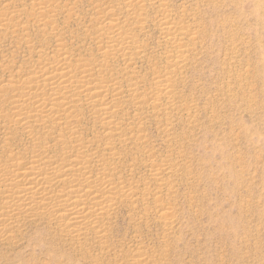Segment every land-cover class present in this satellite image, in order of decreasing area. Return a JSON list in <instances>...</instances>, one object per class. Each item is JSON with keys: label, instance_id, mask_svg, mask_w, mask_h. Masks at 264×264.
Listing matches in <instances>:
<instances>
[{"label": "rangeland", "instance_id": "rangeland-1", "mask_svg": "<svg viewBox=\"0 0 264 264\" xmlns=\"http://www.w3.org/2000/svg\"><path fill=\"white\" fill-rule=\"evenodd\" d=\"M122 1L45 0L50 3L45 5L39 0H0V19H6L0 27V159L3 163L8 165L12 163L9 160L14 162L19 156L24 160L35 150L43 151L42 143L46 156L51 153L50 158L60 159V147L65 139L64 144H69V139L64 131L60 132L59 120L56 124L47 121L49 129L46 124L31 122L33 134L29 136L25 124L13 122L15 110L10 99L14 91L10 85L17 82L29 85L27 81L33 79L31 71L57 61L55 57L60 51L66 52L67 60L73 64L66 62L73 68L89 62L103 63L108 58L97 50V44L104 39L99 33L96 35L98 27H102L100 24L105 25L109 20L106 19L117 13L123 15L121 21H133L129 8L126 5L121 8L128 0ZM37 6L45 9L43 15ZM168 8L172 9L175 20L184 17L190 28L195 15V25L201 32V38L194 44L197 49L187 43L190 51L185 55L184 68L173 81L174 101H170L174 102L175 110L168 113L172 116L171 136L163 130L169 127L164 121L165 99L158 102L160 106L155 110L151 109V103H137L149 97L152 78L156 72L165 71L167 63L163 55L168 46L162 43L158 28L151 21L153 10H148L145 32L133 22L134 38L142 46V52L133 55L136 57L133 62L130 60L134 71L129 72L124 60L117 56V60L110 59L112 69L106 66L100 79L121 82L117 86L124 90L119 96L122 99L117 100L115 120L111 118L119 124L117 127L121 129L116 132L121 131L124 138L120 139L119 134L110 138L123 156L116 164V176L145 189L148 169L138 164L146 159L140 151L143 148H150L158 162L170 159V163L181 164V175L172 182L178 190L169 199L166 190L163 195V202L172 211L170 227L156 217L153 208L144 211L146 204L154 206L151 199L145 204L141 201L132 204V200L118 203L104 219L106 229L109 227L104 237L99 238L93 232L75 244L55 231L44 217L20 219L19 229L10 232L9 241L0 238V264H264V0H168ZM42 62H46L44 66ZM129 75L130 78L135 75L134 79L130 81ZM11 78L17 82H11ZM128 82H135L134 93ZM67 94L63 96L76 98L73 92ZM80 102L84 104L77 105L79 110L73 112L80 120L74 122L77 134L82 141L92 139L90 149L97 144L104 147L110 129L104 128L99 113L88 109L83 99ZM2 109L5 110L1 112ZM187 112L190 117L186 120ZM58 135H64L63 141ZM41 136L46 138L40 139ZM141 136L142 145L137 147V138ZM73 244L77 246L72 247Z\"/></svg>", "mask_w": 264, "mask_h": 264}, {"label": "bare ground", "instance_id": "bare-ground-1", "mask_svg": "<svg viewBox=\"0 0 264 264\" xmlns=\"http://www.w3.org/2000/svg\"><path fill=\"white\" fill-rule=\"evenodd\" d=\"M39 2L41 3L44 2L43 4L45 5L50 4V3H46L45 0L44 1L39 0ZM47 2H50V0L49 1L47 0ZM123 4L124 7H122L121 5L120 6L121 8H125L126 5V8H129L130 10L129 13L132 14L131 16L133 20L132 22H129L128 19H125V21L124 20L121 21L120 18H122L123 15L121 17V14L119 16V13L117 12L116 15L114 13L113 14L111 13L112 16L113 15L115 16L114 17L107 16L108 18L106 19V21L108 19L109 20L106 22V24L105 25L100 24L102 27H98L99 30L95 27L97 29V32L95 31V29L93 30L94 32L97 33L96 35H98L99 33V35L104 38L103 40L100 41V43L97 44L99 45V48L97 50H100L101 53H103V55L101 56H104L105 54L107 55V57L106 56L105 57L108 58V59L104 58L105 61L103 63L101 61H100L101 63H97V64L90 62L87 64L79 63L81 65L75 67L76 65L74 64L75 65L74 68L72 66L71 68L70 65H72L73 63L71 64L67 60L66 52L60 51L57 53L59 54L58 55L59 57L58 56H57L58 58L55 57L57 61L54 62L52 61L53 63L51 62V64L49 63V59L48 61H46L49 64H47L46 62H44L46 63L44 64L42 62L41 64L42 65L44 64L45 66L44 65H43L44 67L39 66L38 69L31 71L33 72L32 77H31L32 73L29 71L31 73L30 77L33 78L32 80L27 81L29 82V85H26L25 82H24L25 85L24 84L22 85V82L18 84V82L15 81L13 78H11V80L9 79L11 82L14 81L17 82L18 84V85L15 84L13 86L10 85L9 83V85L12 86L14 91V94H12L11 97L12 100L10 99V101L12 102L11 105L13 106L12 109L15 110L13 111L14 116H12V118L14 117L13 122H15L16 120L17 122H22L23 124H25L24 128L26 129L24 128L23 129L26 130V133L27 131H29L28 134L30 136V134H33L31 132L32 131L31 127H34L31 126L33 124V123L30 124L31 122H37V123L40 122L42 123L41 125H43L46 124L47 121L49 122L51 121L54 124H56V120L57 121L59 120L60 123H58L57 125L58 126L62 125V129L60 130V132L64 131L62 133L65 136L66 135L68 136L69 144H64L67 142L66 139L64 143L61 142L63 145L62 146L60 145L61 146L60 152L62 153L59 154L61 155L60 159L50 158L51 153L49 154V152L48 154L50 156L49 157L46 156V153L44 151L46 147L44 146L45 145L44 143H42V146L44 147L43 151L42 149L35 150L33 151V153H31L32 155L30 154V157L27 159L23 160L22 158L24 157L21 158V156L18 155L19 158L21 159L18 160L19 158L17 157V159L14 162L9 160V162L12 163L11 164L8 163V165H6V163H3V161L0 159V238L9 241L8 238L9 236H11L10 232H13L14 230L17 231V229H19L20 219L35 220L37 217L46 218L48 220V223L55 231H58V233L64 237L65 236L68 237V240L70 241L69 243H74V244L75 242L79 243V241L82 238H85L89 233H93V232L97 234L99 238H102L104 237V234L107 233L106 231L109 228L108 227L106 229L105 227L106 223H104L105 221L104 219L106 217H109L110 213L112 214V211L115 209L118 203H122V202L129 203L131 202V200H132L131 202L132 204L139 201L145 204V203H149V199H151V202L153 201L154 206H152L153 204L152 205L146 204L147 206L146 205L144 206L145 207L144 211L148 212L150 209L153 208L154 212L156 213V217L161 219L163 221V224L167 228L170 227L171 222L169 219L172 215V211L169 206H166L165 204L166 202H163V195H165L164 192L166 190L167 192L165 193L168 196L167 199H169L171 197V193H174L175 191L178 190L175 189L176 185L174 184L175 185L174 186L172 182L175 178L181 175L180 173L181 164L177 161L174 163L172 162L170 163V159H162L158 162L154 158V152L150 148H143L140 151L142 152V154L145 155L146 159L144 162L141 159L140 161H142L143 163H138V164L139 165L141 164L143 167L148 169V173H147L148 175L144 177V180H146L145 189H140L138 186H136L137 184L131 185L132 183H130V181L127 184L124 182L123 179L121 180L119 179V177L116 176L118 174V168H117L118 166L116 164L119 163V161L123 158V156H121L120 151H118L119 149L116 150L115 147H113V141L110 140V138L113 137L114 139V137L117 136V134H119L120 139H122L123 137V136L121 137L122 135L120 134L121 131L120 133L118 131L116 132V130L119 129L120 127H117L119 124L117 123L118 125H116L115 123L116 121H114L115 120L114 114L117 112V108H118L117 100L122 99L119 97L120 92L124 90L122 88V90L120 91L119 86L121 85V82L118 83V81L116 82V80L113 81L114 80L113 78H115V76L113 78L110 77L112 73L110 74L109 77L112 78L113 80L111 79L107 80L102 78L101 80L100 77L105 72V67L106 66L108 67V65L111 64V63L109 64L110 59L111 60L113 58L116 59L117 56L118 57L121 56V61L122 59L124 60L123 62L125 63L123 62L122 63L126 64V66L125 65L124 66L126 69L129 70V72L134 71L131 69L132 68L135 69V67L132 66V68H130L131 63L133 62L132 59L136 58L133 57V55L140 54L142 52V46L141 45L139 46L138 41L134 38L135 33L132 32L134 31L133 22H136V25L139 27L140 31L145 32L144 30L148 26L147 23L148 20L146 17L148 16V10L150 9L153 10L155 14L151 21H153V23L158 28V32L161 36L162 43L168 46V49H166L167 47L165 48L166 45L163 47V49L165 48L166 50V51L164 50L163 57L167 59V63L164 66V68L166 67L164 69L165 71L156 72L154 77L152 78L154 81H153L152 90L150 89L151 92L148 91L149 97L146 98L145 96V99L144 100L141 99V101L140 99L138 100L137 98V100L139 101V102L137 101V103H141V105L142 103L143 104L151 103L150 105L151 106L153 105L151 109L155 110L158 108L159 105L158 102L165 99L166 101L163 110L165 111L167 117H165L166 120L164 121L166 125H169V127H166V129L165 127L163 129L162 127V129L165 130L167 136H171L170 130H172V123L170 117L172 116H170L169 114L173 110H175L174 107L175 104L174 102H172L174 101V99H172L174 96L173 81L175 80V77L178 74H181V71L184 68L185 55L188 53V51H190L189 49L190 47H188L187 49V43H189L190 45L196 44L197 39L201 38V32L200 29H198L195 25L194 22L195 15H193L192 18L193 20L192 23L194 28L192 26H191L192 28H190L189 26L191 25L190 23L184 22L185 19L184 17L180 18L179 20H175L171 11L172 9L168 8V0H128L125 3L123 2ZM37 7L39 8V12L41 13L40 15H43L42 13L43 12L45 13L44 11L45 9L39 6ZM107 9L108 8L106 7L105 10ZM104 12L105 11H103V13ZM122 12L123 11H121V13ZM51 15L53 14H50V16ZM102 18L104 19V17ZM103 19H101L100 21H102ZM3 22L5 23L6 19L1 18L0 27L5 25ZM97 37L99 38V36ZM101 37L100 39H102ZM194 46L197 49V46L196 45ZM57 49L59 48H56V50ZM53 56L54 55H52V57ZM141 56L143 57L144 55ZM66 60L67 62L70 63V65H68ZM130 60H132V62ZM92 62H97V61L94 60ZM110 68L112 69L111 65ZM119 69L118 71H116L118 72V75H119ZM128 70L126 72H128ZM108 71L110 72L109 68ZM113 71H115L114 68ZM96 73L97 75L95 76ZM123 73L124 72H122V74ZM105 75L107 74L105 73ZM18 76L19 75H17V77ZM21 76L19 77L21 78ZM133 76L135 77V75ZM133 76H131V78ZM30 77L28 79H30ZM19 80L22 81L21 79ZM94 81H99V83H95ZM117 83L119 84V86H117L118 85ZM128 83L125 84L127 85ZM128 85H130L129 88L134 93L136 90L135 82L134 83L130 82ZM130 89H128L129 91L127 92H131ZM67 92H68L67 94L68 96L70 92H73L74 93L73 95L74 97L76 96V98L72 99L69 97L66 98L65 95L63 96V94ZM61 97L62 100H60ZM81 99H83L87 104V106H89L87 107L88 109L90 108L91 110H94L95 112L99 113L98 114L99 116L100 115L102 116V118H100L99 116L97 117L102 119L101 122L102 125H104V128L106 129V127H108V129H110L108 132L106 130L109 139L107 142L105 141L106 142L104 144L105 146L103 145L104 147L102 148H100V144L96 143L97 145H95L94 148L90 149V146L93 145L92 143L93 141L90 142L92 139L89 141L88 140L82 141V139L78 135L79 133L77 134V130L75 129L74 122L77 121L78 119H77V114H73V112L74 110L78 109L77 105L83 103L80 102ZM170 99H172V101H170ZM120 102L121 100L119 101V103ZM139 107L141 108V106ZM4 110L2 109L1 112H3ZM165 113L163 112V114ZM150 115L152 114L150 113ZM93 116L94 115H92V118ZM78 117H80V115ZM189 117H190V113L187 112L186 120ZM111 118H113L114 120ZM37 123L34 124L36 125L35 127H37ZM40 123H38V125ZM46 125L47 128L49 129L50 126L48 124ZM44 130H42L41 132H44ZM49 134L51 135V133ZM57 134H59V132ZM64 135L61 136L58 135L59 137L62 138L61 141H63ZM123 135H125V132L123 133ZM34 136L32 137V139L34 138ZM47 137L50 136L47 135ZM42 138L43 137L41 136L40 139ZM44 138H46V136ZM129 138H132V136ZM104 139H107V135L106 138ZM141 139L143 140L142 136L137 138L139 142L137 143L134 142L138 144L136 145L137 147L140 146V144L142 145ZM118 143L120 144V142ZM49 144L48 147L50 146ZM48 147L47 149H51ZM141 152H139V154H141ZM9 156H12V154H9ZM9 156H7L6 160L8 159ZM120 177L123 178V176ZM147 184L149 186H147ZM151 185H154V187H152ZM150 186L153 189H151ZM74 244L72 245V247L75 246Z\"/></svg>", "mask_w": 264, "mask_h": 264}]
</instances>
